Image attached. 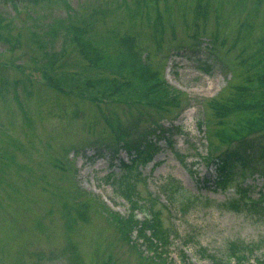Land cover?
I'll return each instance as SVG.
<instances>
[{
	"label": "rangeland",
	"instance_id": "1",
	"mask_svg": "<svg viewBox=\"0 0 264 264\" xmlns=\"http://www.w3.org/2000/svg\"><path fill=\"white\" fill-rule=\"evenodd\" d=\"M134 61L165 83L129 86ZM132 141L152 146L137 188L159 196L167 245L115 215ZM229 148L250 160L217 188ZM240 183L264 189V0H0V264H219L232 243L264 258V217L224 205Z\"/></svg>",
	"mask_w": 264,
	"mask_h": 264
},
{
	"label": "trees",
	"instance_id": "2",
	"mask_svg": "<svg viewBox=\"0 0 264 264\" xmlns=\"http://www.w3.org/2000/svg\"><path fill=\"white\" fill-rule=\"evenodd\" d=\"M82 41V40H81ZM87 45V44H84ZM89 47V45H88ZM90 48V47H89ZM92 51L89 49L82 48V52L85 56H89V52L93 53L97 49L96 47H91ZM89 51V52H88ZM103 54V53H102ZM105 56V54H104ZM105 57L100 55L99 53H95L92 57V61H103ZM108 58V57H106ZM131 65V71H132V80H127L125 82L129 83V86H132L134 84L136 78L135 75H145L146 77L150 78L149 82H153L151 85V88L156 89V86H159L160 83H165L164 80L161 81V79L158 76V72L150 71V69H145L143 66V71L141 69V66H139L138 62H131L129 63ZM212 64L205 61L203 63V69L205 71H212ZM141 71V73H140ZM129 75V73H128ZM103 81L98 80L97 78L94 79L92 82H87L92 88H97L99 91H102L103 93L109 92L110 94H113L114 92H118V90L121 89V84L124 82L116 80H112L111 78H101ZM141 80L137 81V84H141ZM56 86H58L56 84ZM59 87V86H58ZM61 90V88L59 87ZM216 103V102H215ZM219 106L222 107L221 113L226 111V106L221 104L220 102L216 103ZM229 107V106H228ZM217 108V109H218ZM220 109V108H219ZM175 125V124H174ZM203 124L199 125V128L201 129ZM178 127V126H176ZM180 129V126L178 130ZM169 135V132L168 134ZM157 139H160V135L157 134ZM155 139V137L153 138ZM134 141L131 142V144H127L129 148L132 149V147L137 150L136 156H132L129 158L128 162H125L122 160V174L119 177L113 178V175H109V179L114 182L115 190L118 195H120L124 200L128 201L131 210L128 216L120 217L117 213H115L118 223L120 224L121 230L124 231L127 238L131 236L132 232L134 230H137V236H142V242L148 245V237L151 236V239L154 240L156 243H153L154 246L158 247L159 244L164 243L163 245H167L170 242H168V238H170L171 230L170 227H166L164 225V222L161 217L162 210L159 208H155L157 201L159 199L158 195L151 194V198L148 200H144V198L140 195V190L137 188V181L141 179V172L138 169V164L143 163L147 161L149 158L152 157V153L149 155H146L145 152H147L146 149H148L147 146H151V144L146 145L147 143H143L141 141H136V145L133 144ZM152 143V141L150 142ZM157 144V141L155 142V146ZM131 146V147H130ZM157 147V146H156ZM157 149V148H156ZM155 149V150H156ZM155 152L154 147L151 149ZM153 152V153H154ZM154 156V155H153ZM250 158L246 155V153L242 152L241 150H238L237 148H229L226 150L221 151L220 153L216 154L210 159V164L213 165V171H214V177L213 182L214 185L217 188H226L229 186L231 180H233L234 175L237 173L235 171L236 167H246V164L249 163ZM244 170V169H242ZM242 171L239 172L241 174ZM238 174V173H237ZM236 174V175H237ZM238 174V175H239ZM244 177V175H243ZM113 179V180H112ZM253 188V185H242L237 184L236 188V196L230 198L227 202H225V207L229 210L233 211H242L245 210L249 213L257 214L262 217H264V189L259 192V195L257 197L251 196V190ZM175 199V195L173 192L171 194H168V201L173 202ZM184 207L188 205V200L182 201ZM166 207V206H165ZM143 211L145 214L143 218H138L137 213ZM148 233V234H147ZM136 246L138 244L136 243ZM254 249L248 244H237L232 243L228 246V254L226 259H222V263L219 264H264V258H260L259 256L254 255ZM156 252V251H155ZM164 252L161 254L155 253V257L162 258L163 260H166L167 255L163 256ZM254 256V261L251 262L250 259ZM155 257H153L155 259ZM186 262V259H185Z\"/></svg>",
	"mask_w": 264,
	"mask_h": 264
}]
</instances>
